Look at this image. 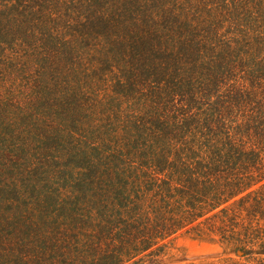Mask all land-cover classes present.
<instances>
[{
	"label": "trees",
	"instance_id": "16d2710c",
	"mask_svg": "<svg viewBox=\"0 0 264 264\" xmlns=\"http://www.w3.org/2000/svg\"><path fill=\"white\" fill-rule=\"evenodd\" d=\"M54 1L0 0V264H156L200 218L263 216L264 0ZM50 53L86 70L43 100Z\"/></svg>",
	"mask_w": 264,
	"mask_h": 264
},
{
	"label": "rangeland",
	"instance_id": "374dc122",
	"mask_svg": "<svg viewBox=\"0 0 264 264\" xmlns=\"http://www.w3.org/2000/svg\"><path fill=\"white\" fill-rule=\"evenodd\" d=\"M50 1L52 3L49 7L52 8L56 2L54 0ZM51 54L52 53H50V59H48L47 62H38L35 59L26 61V63H28L26 70L34 72L39 69L40 73L36 80V84L39 85V88L29 86V89L38 91L37 97L43 100H51L52 98L59 99L62 90L71 89L72 81H79L75 77L80 79V72L84 73L86 70V61L84 58L77 60L76 56H74L72 59L76 64L69 62H62L60 64L58 59L53 58ZM52 60L58 65L56 66L55 64L54 67H57L56 69L59 72V74H55L54 77L47 74L48 65L52 63ZM14 67V63L3 62L1 59L0 87H2V89L11 82L12 78L10 79L8 76H11ZM68 73L71 75L74 74L75 77L71 76L64 84L56 88L53 87L57 82L64 79ZM30 76L32 75H24V77ZM26 79L27 78H25V80ZM24 84L25 83H22V85H18V87L22 88ZM95 91L97 92L98 89L85 91L89 102H95L100 98L102 92L98 91V94H96ZM97 111H99V109ZM23 148V151L15 154V157L12 159L13 163H17L18 156H20L23 161H27V163L31 162L32 165H36L40 171H35L37 176H32V184L36 185L37 190L40 189L41 186L45 189V183L48 182L47 180L50 177V175L42 174L46 170L45 156L39 155V152L29 144H24ZM4 164H6L5 161L1 162V166ZM8 171L10 176L11 171ZM262 174L264 175V173ZM0 177H3V175L0 174ZM263 182L264 180L261 183ZM263 189L259 191L262 201H264ZM205 218L206 217L200 218L195 222V232H188V228H185L166 240L164 242V250L156 258V264H264V215H256L253 218L249 217L247 222H244L243 229L236 230L237 232L232 233H230V231L233 230L230 229L231 226L229 228V220H227L228 223L215 220L213 223L211 222L209 224L211 226L209 227L206 226L205 221H203ZM229 235H233L237 238L234 241H228ZM225 237L226 240H224ZM144 255L145 254L139 255V257L134 259H125L122 264H148L147 261H149V258Z\"/></svg>",
	"mask_w": 264,
	"mask_h": 264
}]
</instances>
